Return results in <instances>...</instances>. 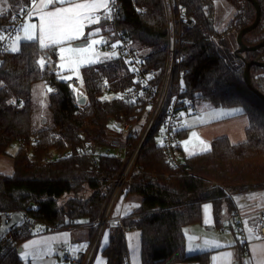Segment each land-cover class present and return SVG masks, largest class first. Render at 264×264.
Instances as JSON below:
<instances>
[{
  "label": "trees",
  "instance_id": "16d2710c",
  "mask_svg": "<svg viewBox=\"0 0 264 264\" xmlns=\"http://www.w3.org/2000/svg\"><path fill=\"white\" fill-rule=\"evenodd\" d=\"M181 1L196 21V26L183 34L184 98L191 104L206 101L216 108L240 109V114L249 120L246 139L232 143L226 136L219 137L208 152L184 157L182 168H176L169 164L159 144L158 125L138 158L129 186L119 198L138 195L140 205L122 220L121 226L111 228L108 245L102 252L106 264H128V229L141 233V264H208L209 253L186 254L184 228L202 222L207 202H212L220 226L222 207L226 204L232 215L236 210L229 193L264 190V100L252 91L245 78L247 63L264 62V47L237 55L225 39L232 33L238 49L237 35L255 21L256 9L249 0H227L236 13L219 31L214 21L216 0ZM256 1L261 22L244 36L247 46L264 41V0ZM115 3L116 20L101 19L88 30L101 27L99 35L105 37L121 32L146 68L163 70L167 44L163 0H114ZM7 6L0 4L3 35L12 17L29 10L32 4L31 0H7ZM105 40L111 45L117 38L107 36ZM41 58L47 64L45 68L38 63ZM126 61L122 56L102 57L96 64L82 68L81 98L85 97L86 103L79 105V94L56 72V46L41 48L37 39L21 42L16 52L0 51V157H8L9 149L19 145L13 156V173L0 174V211H27L39 223L60 226L62 230H69L72 223H93L100 217L121 160L117 156L103 157L94 163L90 156L76 153L109 147L112 138H122L109 127L108 119L132 114L137 106L105 96H114L137 84ZM249 76L254 90L264 95V68L253 65ZM38 83L44 84L47 91L51 89L47 96L50 118L45 124L43 120H33V88ZM105 83L108 91L103 90ZM187 132L188 129L181 130L180 140L186 138ZM19 140L23 143L19 144ZM67 151L71 157H62ZM180 154L183 155L181 147ZM55 156L59 160L55 161ZM21 227L22 223L17 224L0 237V264H22L18 249L34 234L24 229L19 232ZM88 227L92 229V241L95 229ZM231 230L237 234L234 228ZM9 239L14 242L9 243ZM77 264H83V260Z\"/></svg>",
  "mask_w": 264,
  "mask_h": 264
},
{
  "label": "built area",
  "instance_id": "2783aa9c",
  "mask_svg": "<svg viewBox=\"0 0 264 264\" xmlns=\"http://www.w3.org/2000/svg\"><path fill=\"white\" fill-rule=\"evenodd\" d=\"M163 4L167 22L166 63L163 70L146 68L138 53L125 38L121 37V32L119 31L110 33L111 37L114 36L121 42L118 48L113 49L111 47L112 44H101L98 48V52L101 54L115 51L118 53L117 57L122 56L129 62L137 84L122 92L114 93V96L124 103H135L137 107L132 114L123 115L120 119H108L109 127L116 129L122 136L121 139L112 138L109 147L97 146L93 150H79L76 153L77 156H90L94 163H97L103 157L109 158L114 156H117L122 163L117 176L111 184V193L107 198L106 205L100 217L93 223H72L68 227L69 230L88 226H93L95 229L90 247L86 255L83 256V264L92 263L108 225L112 222L115 225L121 226L124 218L121 214L113 217L115 206L126 186H129L132 173L137 166L138 158L158 125H160L158 136H160L162 142L160 144L167 153L169 164L176 168H182V161L179 160L182 140L179 138V133L183 130L181 122H183L185 116H180L179 113L187 111L189 107L187 105L188 101L184 98L186 92L185 86H181L182 78L185 75V72L181 69V65L184 62L182 44L185 30L194 28L196 21L190 14L188 6L183 4L181 0H163ZM28 11L24 10L22 13L14 15L16 17L15 20L12 17V24L9 30L4 34V39L0 40L1 52H5L12 43L11 38L15 36L14 29L23 24V15ZM117 11L118 5L115 3L112 7L113 18L105 20L115 21ZM102 19H104L103 15ZM115 57L112 56L109 58ZM46 66L47 64H44L43 67L45 68ZM176 74L178 76L177 79H175ZM103 90L108 91L107 83L104 84ZM53 91L57 92L56 89ZM174 97L175 99H173ZM12 105L16 106L15 103ZM161 129H164V131L162 132ZM21 143L23 141L19 140V144ZM71 155V152L67 151L62 157L70 158ZM58 157L55 156V161L59 160ZM45 161L48 162V159ZM228 196L231 199L235 197L230 193ZM15 213L23 214V220L19 223H22L23 227L19 229V232H22L23 229L31 234L50 233L62 230L60 226L39 223L27 211H0V227L3 226L4 219L9 221ZM255 216V222L250 225L249 221L252 216H246L238 210H235L230 223L223 226L222 230L225 231L229 228H234L237 233L242 235V239H246V243L248 244L245 230V221H247V227L253 230L254 236L261 238L255 240L264 241V209L259 211ZM13 242V240L9 239V243ZM63 253L64 255H68L69 251L64 250Z\"/></svg>",
  "mask_w": 264,
  "mask_h": 264
},
{
  "label": "crops",
  "instance_id": "0c3cea01",
  "mask_svg": "<svg viewBox=\"0 0 264 264\" xmlns=\"http://www.w3.org/2000/svg\"><path fill=\"white\" fill-rule=\"evenodd\" d=\"M90 26L91 25L85 27V35L91 32L90 30H88ZM107 36H109V38L111 37L110 34H107ZM106 37L104 36V39ZM82 40H84V37L80 38V41ZM76 42L78 41H75L73 43ZM101 56L105 57L102 54ZM99 60L100 59H97V61L92 64L83 65L79 69L80 73L82 68L96 64ZM59 63H60V59L57 65ZM60 78L63 81L69 82L73 90L80 91L79 88L82 87V81L79 78L63 79L61 77V74H60ZM79 95H82L81 91ZM200 105H201L200 109L202 110L201 113L204 116L206 115V118H204L206 122L205 123L197 122L194 127L183 128V130L188 129V132L186 138H184L181 141V149L183 152V155H181L182 160L184 159V157H190V156H186V152L188 150L201 148L203 146L201 145L200 141H203L205 144H207L208 142L210 141L213 142L215 139L223 136H226L233 143L237 139H241L243 141L246 139V129L248 128L249 125V120L246 116L237 113L235 111L229 113L220 112L217 110L216 107H214L209 102H205L204 104H200ZM191 129L196 130L195 132L197 133L198 135L197 137L199 139L192 138L189 144L187 145V151H186V146L183 145L184 144L183 141L189 140L191 132H193L191 131ZM16 151L17 149L14 150L11 148L9 149L8 157L7 156L0 157V174L11 175L13 173V166H14L13 156L15 155ZM250 194H255V195L253 198H249ZM140 201L141 199L137 195L125 194L122 197V199L119 200L118 209L114 211L115 214H113V217H116L117 215L121 214L123 218H126L135 209L139 207ZM232 201L234 203L235 208L237 207L241 213H243L246 216H252V218L249 221L251 225L256 220L255 215L259 211L264 209V191H254V192L240 194L237 195L234 199H232ZM204 205L211 206L207 210V212L205 211ZM204 205H203L202 222L189 225L184 228V234L186 239V254L191 256L196 254L209 253L210 259L208 264H216V262L212 260V257L214 255H216L219 252L230 251L234 254L233 264H243V261L246 259H250L251 264H256V260L252 259L253 257L252 245L264 244V241L253 239L252 241H248L247 244L246 239L245 240L242 239V235L240 233L236 234L233 230H231V228L223 231L222 226L230 223L231 217L233 216L232 214H230L228 206L225 204L222 207V212H221L222 219H221V224L219 226L214 216V209L212 202H207ZM206 218L210 220L211 223L206 224L205 223ZM113 225L115 224L111 222L106 231L108 236L107 245L109 242L110 230L113 227ZM186 230H187V235H186ZM246 233L248 236L247 231ZM63 234H67L66 237L67 242H65V237ZM125 236L127 240L128 253H129L128 264H141V233L138 230L128 229L126 230ZM189 236L195 237L196 239L190 241L188 239ZM52 237H56V239L54 240L48 239ZM91 237H92V229L89 227H77L72 230H60L57 232H50V233H35L33 236H31L26 241H24L20 245V248H22V251H24L23 245L26 242L33 240L37 241V244L32 246L34 250V254L37 255V259L34 262L31 255L28 256L27 258H21L20 253H19V257L20 260L22 261V264H77L80 263L81 260H83V256L86 255L88 248L90 247ZM104 237L102 238L101 243L103 242ZM204 238H215L221 243V245H228V247L208 248L203 244ZM101 245L99 246L100 248ZM189 245H191L192 247L191 251H189ZM49 248L51 249L50 252H48ZM73 248H75L76 250L73 251L72 250ZM100 248H98L99 250H97L91 264H98V260L100 264H106V259L103 256V254H100V256H98ZM64 250H68L69 254L64 255L63 253ZM41 253L44 254L41 255ZM179 264H200V263L194 262V263H179Z\"/></svg>",
  "mask_w": 264,
  "mask_h": 264
},
{
  "label": "snow or ice",
  "instance_id": "6c2138e0",
  "mask_svg": "<svg viewBox=\"0 0 264 264\" xmlns=\"http://www.w3.org/2000/svg\"><path fill=\"white\" fill-rule=\"evenodd\" d=\"M0 4H7V0H0ZM31 4L32 9L28 11V17H31L33 12H35L39 17V24L37 25L25 22L17 26L14 29V38L10 37L12 39L10 50L12 52L18 51V45L21 40L28 42L38 39L41 48L56 46L61 61L57 67L59 69H68L70 72L75 73L79 78V69L83 65L95 63L99 55H101V53L96 51L95 46L99 44H107V41L102 36H99L102 30L101 27H95L91 32L85 35V26L99 24L102 19V15L104 19H112V7L114 6V0H39V2H37V0H31ZM56 4L59 6H53L51 10H49L50 5ZM101 10H103L102 14ZM15 19L16 17L13 16V20ZM2 31L3 30H0V32ZM21 32L23 33L22 36L20 35ZM81 37H84L83 42L78 45L73 43L75 41H80ZM2 39H4V35L0 34V40ZM120 43L121 42L117 40L111 45V47L116 49L117 45ZM102 55H104L105 58H109L117 56L118 53L112 51L110 53H103ZM38 63L43 68V58H41ZM63 78L70 79V77ZM181 86H183V81H181ZM48 90L51 91V89ZM173 99H175V97ZM185 102L187 103V101ZM231 111H239V109ZM189 112H191V108H189ZM179 115L185 116V113L181 112ZM197 122H204V115L202 113H198L193 116L191 123L187 120L181 122V126L194 127ZM161 131L163 132L164 129H161ZM192 138L199 139L195 131L191 132L189 140L183 141L186 146V151L187 145ZM200 143L203 145L201 149L202 151L208 150L207 144L203 141H200ZM254 195L255 194H250L249 198H253ZM210 207V205H204L205 211L207 212ZM205 223L209 224L211 221L206 218ZM245 230L248 232V241L261 239L260 237L254 236L253 230L247 227V221H245ZM63 235L65 237V242H67V234ZM48 239L54 240L56 237ZM104 239H108L107 233L105 234ZM188 239L191 241L196 238L189 236ZM36 244L37 241L35 240L26 242L23 245L24 251L20 252L21 258H27L31 255L33 261L35 262L37 255L34 254L32 246ZM203 244L208 248L228 247V245H221V243L215 238H204ZM72 250L75 251L76 249L73 248ZM191 250L192 247L189 245V251ZM50 251L51 249L49 248L48 252ZM252 252V259L256 260V264H264V244L252 245ZM42 254L44 253H41V255ZM233 255L234 254L230 251L219 252L212 257V260L216 262V264H233ZM98 264H100L99 260ZM243 264H251V260L246 259L243 261Z\"/></svg>",
  "mask_w": 264,
  "mask_h": 264
},
{
  "label": "rangeland",
  "instance_id": "374dc122",
  "mask_svg": "<svg viewBox=\"0 0 264 264\" xmlns=\"http://www.w3.org/2000/svg\"><path fill=\"white\" fill-rule=\"evenodd\" d=\"M37 2H39V0H37ZM4 6L6 8H8L7 4H4ZM53 6H59V5L58 4L50 5L49 6V10H51V8ZM31 9H32V7L29 10H31ZM102 12H103V10H101V13ZM235 13H236V11H235L234 7L227 0H216V14H215V17H214L216 29L219 30V31L225 29L228 26V24L232 21V19L234 18ZM25 22L34 23V24L38 25L39 24V17H38V15L35 12H33V15L31 17H28V12H27V13H25V15H23V23H25ZM87 26H89V25H86L85 27H87ZM37 34H38V32H37ZM20 35L22 36L23 33L21 32ZM99 36H102L104 38L103 35H99ZM94 38H98V37H94ZM225 39H226V42L228 44V48H230V50H232L235 53L237 48L235 47L234 35L232 33H229L227 36H225ZM21 42H23V40H21ZM20 43L18 45V50H19V47H20ZM100 45L101 44L95 46L96 51H98V48H99ZM10 46L7 48V50L12 52L10 50ZM118 46L119 45H117L116 48H118ZM102 57L103 56L99 55L98 59H101ZM59 59H60V57H59ZM56 72L60 73L62 78L63 77H70L71 79L72 78H76V79L78 78L75 73L70 72L68 69H59V68L56 67ZM63 79H65V78H63ZM79 79L82 81V77H81L80 71H79ZM79 89H80L81 92H83V84H82V87L79 88ZM80 91L77 90L76 91L77 94H80ZM48 94H49V91L46 90L45 85L42 84V83L36 84L34 86V88H33V105H34L33 120L35 122H40L43 119L50 118V113H49V111L47 109V106H48L47 96H48ZM105 97H106V99H110V98L115 97V96H112L110 94H106ZM169 99H171V97H169ZM205 102L206 101H197L194 104L193 103L191 104V103L188 102L187 105L189 107H188L187 111L184 112L185 113V118H184L183 121L187 120L189 123H191L192 122V117L197 115L198 113H201V111H202L200 109V106H201L200 104H204ZM189 108H191V112H189ZM234 109H238V108H228V109H226V108H217L218 111L225 112V113L232 112L231 110H234ZM235 112L240 113L241 110L239 109V111H235ZM224 115H227V114H224ZM204 118H206V115L204 116ZM205 122H206V120H204L203 123H205ZM191 131H196V130L191 129ZM157 139H158L159 144H160V142H161L160 136H157ZM240 140L241 139H237L234 143H238V142L243 141V140H241V141ZM211 143H212L211 141L207 143L208 150L202 151L201 150L202 147H203L202 146L201 148H197V149L195 148V149L188 150L186 152V156H193V155H196V154L208 152L211 149ZM183 145H185V144H183ZM18 146L19 145L17 143V144H15L12 147V149L16 150L18 148ZM179 160H182L181 154L179 155ZM260 191H264V190H260ZM234 196L236 197L237 195H234ZM121 199H119V200H121ZM119 200H118V202H117V204L115 206V210L114 211H116L118 209ZM32 208L36 209L35 207H32ZM20 214L23 217V214L22 213H20ZM113 214H115V212H113ZM86 223H88V222L84 221V222H81L80 224H86ZM223 226H226V224L223 225ZM101 244L102 245H101L100 251L98 253L99 254L98 256H100V254H102L104 248L106 247L107 240L103 239V242ZM62 263H63V261H62Z\"/></svg>",
  "mask_w": 264,
  "mask_h": 264
},
{
  "label": "water",
  "instance_id": "95a60500",
  "mask_svg": "<svg viewBox=\"0 0 264 264\" xmlns=\"http://www.w3.org/2000/svg\"><path fill=\"white\" fill-rule=\"evenodd\" d=\"M250 2H252V4L254 5L255 9H256V19L255 21L248 27L242 29L239 34L237 35V44H238V49L235 51V54L240 55V54H244L246 52H252V51H257L261 48L264 47V41L260 42L259 44L255 45V46H247L244 41L243 38L245 35H247L248 33L252 32L254 29L257 28V26L260 24L261 22V9L260 6L258 4V2L256 0H249ZM83 42L82 41H78L74 44L78 45L79 43ZM253 65H257L259 67L264 68V62H256V61H252L247 63L246 65V72H245V78H246V82L248 84V86L252 89V91H254V93L256 95H258L261 99L264 100V95L262 93H260L259 91L254 90V88L251 85V81H250V69ZM81 98V95H79ZM86 103V98L82 97L81 100L78 102L79 105H85ZM43 124L46 123V119H43ZM23 220V217L20 213H15L13 214L12 218L7 221L6 219H4V223L3 226L0 227V237L5 236L6 234L9 233V231L17 224H19L21 221ZM22 252V248L18 249V253Z\"/></svg>",
  "mask_w": 264,
  "mask_h": 264
},
{
  "label": "bare ground",
  "instance_id": "6f19581e",
  "mask_svg": "<svg viewBox=\"0 0 264 264\" xmlns=\"http://www.w3.org/2000/svg\"><path fill=\"white\" fill-rule=\"evenodd\" d=\"M236 210H238L240 212V210L236 207Z\"/></svg>",
  "mask_w": 264,
  "mask_h": 264
}]
</instances>
